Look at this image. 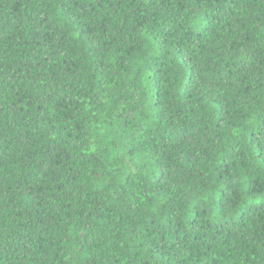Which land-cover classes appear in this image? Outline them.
I'll return each instance as SVG.
<instances>
[{"label": "trees", "instance_id": "16d2710c", "mask_svg": "<svg viewBox=\"0 0 264 264\" xmlns=\"http://www.w3.org/2000/svg\"><path fill=\"white\" fill-rule=\"evenodd\" d=\"M0 264H264V0H0Z\"/></svg>", "mask_w": 264, "mask_h": 264}]
</instances>
